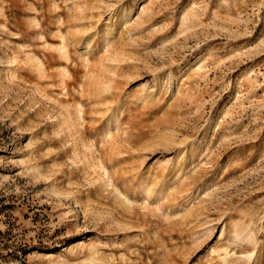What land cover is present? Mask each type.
<instances>
[{
	"label": "rangeland",
	"instance_id": "374dc122",
	"mask_svg": "<svg viewBox=\"0 0 264 264\" xmlns=\"http://www.w3.org/2000/svg\"><path fill=\"white\" fill-rule=\"evenodd\" d=\"M263 241L264 0H0V264Z\"/></svg>",
	"mask_w": 264,
	"mask_h": 264
},
{
	"label": "bare ground",
	"instance_id": "6f19581e",
	"mask_svg": "<svg viewBox=\"0 0 264 264\" xmlns=\"http://www.w3.org/2000/svg\"><path fill=\"white\" fill-rule=\"evenodd\" d=\"M13 63H14V61H13ZM14 65V64H13ZM8 70H10V69H8ZM11 72V71H10ZM13 72V71H12ZM264 242V241H263ZM264 247V246H263ZM263 249V248H262Z\"/></svg>",
	"mask_w": 264,
	"mask_h": 264
}]
</instances>
